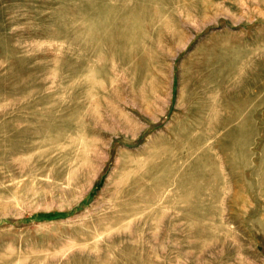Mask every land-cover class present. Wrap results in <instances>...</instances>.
<instances>
[{
	"label": "rangeland",
	"instance_id": "1",
	"mask_svg": "<svg viewBox=\"0 0 264 264\" xmlns=\"http://www.w3.org/2000/svg\"><path fill=\"white\" fill-rule=\"evenodd\" d=\"M0 264H264V0H0Z\"/></svg>",
	"mask_w": 264,
	"mask_h": 264
}]
</instances>
